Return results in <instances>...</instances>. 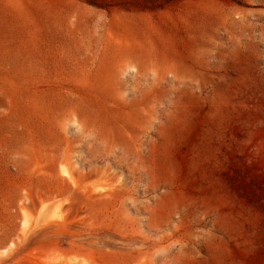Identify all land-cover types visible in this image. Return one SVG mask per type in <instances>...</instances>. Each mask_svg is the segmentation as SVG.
Instances as JSON below:
<instances>
[{
    "label": "rangeland",
    "instance_id": "rangeland-1",
    "mask_svg": "<svg viewBox=\"0 0 264 264\" xmlns=\"http://www.w3.org/2000/svg\"><path fill=\"white\" fill-rule=\"evenodd\" d=\"M0 264H264V0H0Z\"/></svg>",
    "mask_w": 264,
    "mask_h": 264
}]
</instances>
